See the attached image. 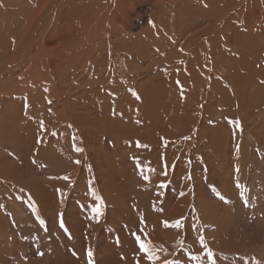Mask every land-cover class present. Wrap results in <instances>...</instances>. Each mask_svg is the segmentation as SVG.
I'll list each match as a JSON object with an SVG mask.
<instances>
[{
	"label": "rangeland",
	"instance_id": "obj_1",
	"mask_svg": "<svg viewBox=\"0 0 264 264\" xmlns=\"http://www.w3.org/2000/svg\"><path fill=\"white\" fill-rule=\"evenodd\" d=\"M100 1L0 0V264H264V0ZM145 29L205 63L181 134Z\"/></svg>",
	"mask_w": 264,
	"mask_h": 264
},
{
	"label": "bare ground",
	"instance_id": "obj_2",
	"mask_svg": "<svg viewBox=\"0 0 264 264\" xmlns=\"http://www.w3.org/2000/svg\"><path fill=\"white\" fill-rule=\"evenodd\" d=\"M77 2L82 1V0H76ZM122 1L124 0H116L115 1V5L114 8H111L110 4H108V0H101L100 2H96V4H100L104 6V9H108L109 12L114 11L117 9V11L120 10V8H118V5L120 6V3H122ZM160 1V0H159ZM185 1V3L187 2L186 0H183V2ZM45 2V1H44ZM161 2V1H160ZM182 0H178L176 3H172V7L173 9H175L174 5H178L181 4ZM191 4V3H190ZM193 5V3L191 4ZM107 6L109 8H107ZM182 6V5H181ZM195 6V5H194ZM191 7V6H189ZM96 8L102 9L99 6H96ZM162 6L158 9V12L160 13V17L157 18V25H159V28L162 32V29H166L168 32L169 31V27L167 26V24L164 21L163 18V11H162ZM198 8V9H197ZM200 7H196L193 9L199 10ZM91 9V8H89ZM93 9V8H92ZM125 9V8H124ZM179 8H176L177 12H178ZM127 9H125L126 11ZM123 12V11H122ZM97 15V14H96ZM101 16V15H100ZM125 16V15H123ZM127 16V15H126ZM89 17H92L89 16ZM102 17V16H101ZM122 17V16H121ZM175 17V16H174ZM226 18V17H225ZM95 19V18H93ZM123 20L124 17H122ZM105 20V19H104ZM144 22V20H142ZM171 21V20H170ZM111 22V20H110ZM101 23V22H100ZM112 23V22H111ZM172 23V22H171ZM113 24V23H112ZM124 24V23H123ZM154 24V23H152ZM216 24V23H215ZM96 25V24H95ZM102 25V24H101ZM125 25V24H124ZM94 26V24H93ZM97 26V25H96ZM108 28V27H107ZM226 28V27H225ZM223 29V28H222ZM227 29V28H226ZM108 30V29H107ZM201 31V30H200ZM223 31V30H222ZM126 32V31H125ZM161 32H156V31H152V29L150 30H141V32L139 34H137L138 40H134V44H132L130 42V40L125 39V37H123V41L126 42L127 44H122L121 45V50H124L126 52H128L129 50L133 51V52H137V54L140 53H145L144 55L140 54V58H146V54L147 56H149V60L154 59V62L151 64V66H159L160 68V72L157 73L154 76V79L151 80H147L146 82H142V83H138L137 86H135L133 84V86H131L130 88L132 89L131 94L132 95H136V92H134L133 90L138 89L139 95L142 96L143 98L146 99V97L148 96H152L155 99H165L167 102H170L173 99V106L169 107V117H173L174 118V124H166V129L167 132L169 130L171 131H176L174 134H181V123L177 120L178 118L181 117L180 113L183 111L185 105H189L190 102L194 99V94L195 92H193L194 90H196V87H194L192 85L191 80L195 77H199V78H203L204 72L206 69V66L204 65V61H202V59L200 60L201 57H199L198 60H200L201 63V68L203 69L200 73L198 72V67L196 64L197 58L199 55H201L200 53L196 56L194 55V51L195 49H193V47H189L187 46V43L185 44V46H183V48L181 49L180 52L178 51H174L172 53L169 54V58H173L174 62L172 63V67H170V65L166 68L164 66V63L166 60H168L166 54L164 53V49L163 46L161 44L165 43L167 41V39L165 37L162 36ZM227 32V31H226ZM109 33V32H107ZM192 33V32H191ZM195 33V32H193ZM203 34V33H202ZM175 35V31L171 32V36L173 37ZM193 35V34H192ZM170 36V37H171ZM196 36V35H194ZM201 36V35H200ZM244 36V35H243ZM176 38V37H175ZM178 38V37H177ZM194 38V37H193ZM192 38V39H193ZM200 38V37H199ZM182 39V38H180ZM189 39V38H188ZM30 40V44L34 45V42L32 39ZM24 41V40H23ZM81 41V40H80ZM173 42V41H171ZM184 42V41H183ZM128 45V46H127ZM183 45V44H182ZM172 46V45H171ZM181 46V45H179ZM26 47V46H25ZM35 48V51L37 52V54L39 55V47H35V45L33 46ZM144 47V48H143ZM182 47V46H181ZM200 47V46H199ZM215 47V46H214ZM169 48V47H167ZM179 48V47H178ZM198 48V47H197ZM87 49V48H86ZM119 49V50H120ZM212 50V49H211ZM178 53V54H177ZM213 54V53H212ZM44 55V53L42 54ZM175 55V56H174ZM164 56V58L160 59V57ZM27 57V56H26ZM81 58V56H80ZM187 58V59H186ZM207 58V57H206ZM147 59V58H146ZM35 60V59H33ZM189 60V61H188ZM140 61V60H139ZM129 63V62H128ZM207 64V63H206ZM143 65V64H142ZM145 65V64H144ZM143 65V66H144ZM78 66V65H77ZM133 66V65H131ZM150 66V67H151ZM142 67V66H141ZM137 68V67H136ZM210 68V67H209ZM139 69V68H138ZM133 70V69H132ZM153 70V69H152ZM200 70V69H199ZM156 71V70H155ZM211 73V72H210ZM110 74V73H109ZM163 75V77H162ZM105 76V75H104ZM212 76V75H211ZM107 78V74L105 76ZM135 77V75H134ZM216 77V76H215ZM111 79V78H110ZM114 79V78H112ZM210 79V78H209ZM104 80V79H103ZM145 80V79H144ZM118 81V80H117ZM216 81V80H214ZM107 82V81H106ZM114 82V81H113ZM138 82V81H137ZM210 82V81H209ZM102 83V81H101ZM214 83V82H213ZM210 84V83H208ZM216 84V83H215ZM119 85V84H118ZM149 85H153V87L151 88L150 93H145L143 90V93H140L141 88H143L145 86H149ZM110 87V86H108ZM117 87V86H116ZM204 87V86H203ZM202 87V88H203ZM209 87V86H208ZM118 88V87H117ZM109 91V90H108ZM115 91V90H114ZM118 91V90H117ZM122 91V89H121ZM166 91V92H165ZM167 91L170 93H167ZM208 91V90H207ZM111 92V91H109ZM108 92V94H109ZM123 92V91H122ZM145 93V94H144ZM166 93V94H165ZM209 93V92H208ZM113 94V93H112ZM111 94V95H112ZM118 94V93H117ZM198 94V93H196ZM101 95V93H100ZM139 95H136L137 97ZM113 97V96H112ZM115 97V96H114ZM157 97H161V98H157ZM164 97V98H162ZM117 98V97H116ZM128 99H129V95H128ZM131 99V98H130ZM192 99V100H191ZM140 100V99H139ZM147 103V102H146ZM194 103V102H193ZM191 106V104L189 105V107ZM193 106V104H192ZM186 114V113H185ZM175 115V116H174ZM180 116V117H179ZM188 115L186 114V118ZM182 121V118H180ZM189 119V118H188ZM169 120V119H168ZM172 121V120H171ZM190 122V120H189ZM177 125V128H176ZM186 126V125H185ZM183 127V126H182ZM178 130V131H177ZM180 130V132H179ZM221 133V132H220ZM143 140V139H142ZM192 140V139H191ZM218 146V145H217ZM166 148V146H164ZM178 148V147H177ZM214 148V147H213ZM220 149V148H219ZM206 150V149H205ZM221 150V149H220ZM169 151V150H168ZM222 153V152H221ZM167 155V154H166ZM154 156V155H153ZM170 156V155H169ZM176 156V155H175ZM220 156V155H219ZM205 157V156H204ZM151 158V157H150ZM210 161V160H208ZM198 165V164H197ZM111 177V176H110ZM168 202V201H167Z\"/></svg>",
	"mask_w": 264,
	"mask_h": 264
},
{
	"label": "snow or ice",
	"instance_id": "obj_3",
	"mask_svg": "<svg viewBox=\"0 0 264 264\" xmlns=\"http://www.w3.org/2000/svg\"><path fill=\"white\" fill-rule=\"evenodd\" d=\"M77 150L79 151L80 149H77ZM144 178L147 179L146 176ZM65 179H67V177H65ZM160 186L163 187L164 185H160ZM237 187L240 188L241 186L239 184H237ZM217 195L219 196V193H217ZM241 195H243V192H241ZM220 198L223 199V197H220ZM97 199H99V198H97ZM94 211H95L96 216L98 218L101 215V207L98 205L94 209ZM41 223H43V222H41ZM164 223H165L166 227L169 226L168 222H164ZM61 226H63V225H61ZM171 226L175 227V228H180L182 225H181L180 220H177ZM199 240H200L201 245L203 246V237H200ZM137 243H139V247H140L141 251L149 253L148 254V259L149 260H155L156 259V257L153 254H150L149 248L144 243L140 242L139 237H137ZM91 256H92V253H91V251H89L88 252L89 264H91ZM208 258H209V260H211V258H212V253L211 252H208ZM192 259L195 260V259H197V257H192Z\"/></svg>",
	"mask_w": 264,
	"mask_h": 264
}]
</instances>
